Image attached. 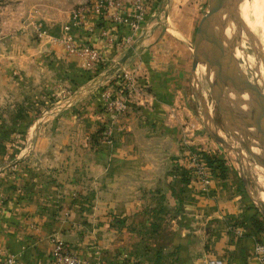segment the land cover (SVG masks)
Listing matches in <instances>:
<instances>
[{
	"label": "crops",
	"instance_id": "obj_1",
	"mask_svg": "<svg viewBox=\"0 0 264 264\" xmlns=\"http://www.w3.org/2000/svg\"><path fill=\"white\" fill-rule=\"evenodd\" d=\"M150 14L147 7L139 28ZM64 21L39 26L33 50L16 53L17 60L29 57L14 68L20 80L0 83V109L10 104L8 89L26 108L38 97L35 90L55 98L20 133L0 116V132L19 137L0 139V250L13 253L15 264H51L53 236L90 263L207 264L218 257L224 264H255L254 211L225 194L224 179L213 178L203 193L177 172L176 161L195 139L191 100L179 98L172 82H149L148 72L164 71L151 60L145 35L135 37L137 30L117 48ZM121 27L112 28L118 39ZM66 30L105 61L72 91L80 71L91 68L56 43ZM123 71L135 75L138 87L128 89L126 110L102 140L95 130L110 114L97 110L99 87ZM13 120L16 127L24 117Z\"/></svg>",
	"mask_w": 264,
	"mask_h": 264
},
{
	"label": "rangeland",
	"instance_id": "obj_2",
	"mask_svg": "<svg viewBox=\"0 0 264 264\" xmlns=\"http://www.w3.org/2000/svg\"><path fill=\"white\" fill-rule=\"evenodd\" d=\"M87 1L0 0V83L20 80L17 73H13L14 68L26 64L29 57L17 60L16 53L33 50L32 40L36 38V29L39 26L45 29L53 25L51 22L64 20L69 24L71 13L76 6ZM231 3V0H222L216 9L218 26L214 37L221 51L220 56L222 55L226 68L238 76H245L248 82L256 85L264 94V89L256 84L250 75L258 61L244 34L236 32L240 29V20H237L239 15L236 6L233 8L234 13ZM147 7L151 14L142 28L138 29L135 37L145 35L143 44L147 52L152 54L151 60L162 66L164 71L163 74L148 72L149 82L155 80H162L165 84L172 82L178 89L179 98H190L191 106L187 109L193 116L195 125L190 139H195L189 151L205 152L221 159L222 173L217 178L224 179L225 194L235 195L247 208L256 209L255 218L259 220L264 232V145L260 137L262 129L248 104L252 92L246 86H241V92L231 90L227 82L218 86L211 70L196 49L195 33L200 19L207 11L208 0H149ZM206 33L203 32L199 37L205 40ZM131 45L132 42L129 47ZM248 57L253 63L250 68L247 67L250 62ZM103 62L102 67L105 65L104 60ZM111 79L99 88L104 90ZM85 80H73L68 91H72ZM132 82L134 84L132 88H137L135 75L132 76ZM12 91L14 92V89L7 90L10 104L0 109V116L5 120L3 124L11 126L13 131L19 133L22 131L21 126L35 117L37 115L35 113L42 112L41 110L55 99L54 95L38 89L35 90L38 97L34 98L33 106L26 108L21 100L13 99ZM242 94L246 95V99L242 98ZM225 96H228L227 99ZM102 104L101 101L97 102L98 111H101L99 108ZM22 116L24 117L20 122L22 125L14 127L13 119H22ZM103 123L97 126V128L102 126L98 137L107 140L110 136L103 135ZM7 130L9 129L6 128ZM6 133L5 136V131H1L0 139L16 142L19 138L15 136L10 138L8 132ZM17 170L11 169L15 173ZM74 191L75 197H78L79 188ZM260 238H264V233Z\"/></svg>",
	"mask_w": 264,
	"mask_h": 264
},
{
	"label": "built area",
	"instance_id": "obj_3",
	"mask_svg": "<svg viewBox=\"0 0 264 264\" xmlns=\"http://www.w3.org/2000/svg\"><path fill=\"white\" fill-rule=\"evenodd\" d=\"M147 4L148 0H88L76 6L71 13L70 23L65 26L66 28L68 26H81L88 35H97L105 42L115 44V47L121 48L132 40L133 35L142 24L146 16ZM112 26L115 28L122 26L124 28L125 32L119 39L116 38ZM41 32L43 31L41 30ZM55 41L65 53L82 57L85 67L93 68L103 62V56L96 47L78 43L68 30L57 37ZM118 75L121 76L119 83L125 89V92L113 95L112 89L108 86L101 91L104 111L111 116L110 120L103 123L102 133L106 136H110L112 122L116 116L126 110L125 96L128 89L132 88L133 85L132 76L127 71H123ZM115 82L114 84H116ZM176 165L185 170L202 192L208 190L209 184L215 178L197 151H186L176 161ZM49 242L51 264H98L97 262L90 263L87 259L81 258L62 240L50 236ZM252 252L255 264H264V238L253 240ZM15 262L16 256L13 253H5L0 250V264H15ZM206 263L224 264L218 257L209 258Z\"/></svg>",
	"mask_w": 264,
	"mask_h": 264
},
{
	"label": "water",
	"instance_id": "obj_4",
	"mask_svg": "<svg viewBox=\"0 0 264 264\" xmlns=\"http://www.w3.org/2000/svg\"><path fill=\"white\" fill-rule=\"evenodd\" d=\"M222 0H208V8L198 23L195 33L196 49L206 62V66L211 70L214 81L218 86L227 82L231 90L241 92V86H246L252 92L251 100L248 102L256 119L259 123L262 133L260 135L264 145V94L254 84L248 82L245 77L238 76L233 71L225 67L219 47L216 44L214 34L217 30L216 9ZM206 33V39L199 36ZM216 36V35H215Z\"/></svg>",
	"mask_w": 264,
	"mask_h": 264
},
{
	"label": "bare ground",
	"instance_id": "obj_5",
	"mask_svg": "<svg viewBox=\"0 0 264 264\" xmlns=\"http://www.w3.org/2000/svg\"><path fill=\"white\" fill-rule=\"evenodd\" d=\"M231 2H232L231 8H232L233 12L235 13L233 8H234V6H236L237 12L239 15L237 20H240V23H239L240 29L236 30V32L239 34H241V33L244 34L245 39L250 44L249 47L252 50L255 59H257V61H258V64H256L254 66V69L252 70L250 75L254 79L255 83L260 85L264 89V0H231ZM229 43H231V42H229ZM246 45H247V43H246ZM248 59L250 62H248L249 64L247 65V67L250 68L251 66H253V63H252L250 57H248ZM257 61H256V63H257ZM248 76H249V74H248ZM241 96H242V98L246 99L245 94H242ZM227 97L225 99H227ZM243 120L246 122L245 119H243ZM209 127L211 128V126H209ZM215 132L217 133V130ZM218 142H219V140H218ZM253 142H254V140H253ZM251 145L252 144H250V146Z\"/></svg>",
	"mask_w": 264,
	"mask_h": 264
},
{
	"label": "trees",
	"instance_id": "obj_6",
	"mask_svg": "<svg viewBox=\"0 0 264 264\" xmlns=\"http://www.w3.org/2000/svg\"><path fill=\"white\" fill-rule=\"evenodd\" d=\"M102 67V63H99L95 65L91 70L83 69L80 71V80H85L89 79L92 75L96 74ZM121 80V76L116 74L108 83L107 86L112 89V94L115 95L117 93H123L125 92V89L121 87V84L119 81ZM114 81H116L114 84ZM101 111H104V106L103 104L99 108ZM100 129H102V126H99L96 130L95 133L100 132ZM199 156L203 158L206 166L209 168L210 172L214 174L215 177H218L219 174L222 173V165H221V159L218 156H214L212 154H207L205 152H198ZM178 172L182 175H186L187 173L183 169H179ZM254 214H256V209H253ZM251 224L253 227V234L256 236V239H261L260 236L264 233L263 232V227L261 226L259 220L257 218L251 220Z\"/></svg>",
	"mask_w": 264,
	"mask_h": 264
}]
</instances>
